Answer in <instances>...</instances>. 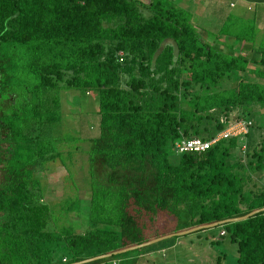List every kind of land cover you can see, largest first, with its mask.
<instances>
[{
	"label": "trees",
	"instance_id": "obj_1",
	"mask_svg": "<svg viewBox=\"0 0 264 264\" xmlns=\"http://www.w3.org/2000/svg\"><path fill=\"white\" fill-rule=\"evenodd\" d=\"M247 20L232 27L226 13L201 34L169 0H0V264H66L264 206L253 175L264 173V124L240 155L249 129L202 151L173 147L211 136L233 108L256 124L264 44ZM72 89L97 95V132L82 135V230L65 220L78 205L55 212L36 174L61 155L60 93ZM216 226L235 243L234 264H264V209Z\"/></svg>",
	"mask_w": 264,
	"mask_h": 264
},
{
	"label": "rangeland",
	"instance_id": "obj_2",
	"mask_svg": "<svg viewBox=\"0 0 264 264\" xmlns=\"http://www.w3.org/2000/svg\"><path fill=\"white\" fill-rule=\"evenodd\" d=\"M169 1L181 5V0H179L180 2L178 0ZM184 1H186V5H182V7H186L190 15V21L195 24L198 33L202 34V28L215 30L214 25L217 26L220 21L219 18H215L216 23L211 24L212 26H209L208 23H205L204 26L199 24L200 20L212 19L211 16L197 10V8H201V2H204V0ZM235 2L237 5L229 7L227 12L229 16L233 17L234 22H232L234 25L232 27L243 28L241 26L245 22L248 23L247 19L251 20L253 14L257 13L259 4L257 0H249V3H244V0H235ZM239 8L240 10H238ZM143 12L146 13V10H143ZM257 39L258 43L264 44V33L260 32ZM242 64L251 66L252 63L249 61L242 62ZM236 71L240 72V70ZM96 101L97 95L94 91L83 92L77 89L61 91V121L55 127V131L57 134L66 135L67 139H61L57 142V147L61 149L60 157L43 162L36 171L44 189L43 198L55 208V212L62 210L67 201H71V207L78 205L74 208L72 214L65 218L66 221L73 223L74 229L77 230L84 229L87 224L88 179L85 149L88 147L89 142L87 139H83L82 135H94L97 132ZM254 107L257 109L252 110L253 112H250V115L254 117L252 125L254 122L256 124L252 128L249 127V133L243 138L245 150L250 149L259 139L258 124H264V115L260 114L264 112V105L255 104ZM239 111V108H233L229 114L234 115ZM234 152L236 155H240L242 150L238 147L234 148ZM253 175L257 183L264 184V173L255 172ZM163 238L160 241L157 240L158 242L153 241L148 245H140L125 252L122 251L123 253L119 252L117 257L125 258L124 254L145 252L147 255L145 254L146 259L142 260V264H216L215 258L220 255L221 264L235 263V243L230 241L228 234L219 235L217 226ZM189 239L191 240L189 241ZM198 240L200 241L198 242ZM170 242H174L175 245L170 246ZM201 242L209 245L203 249ZM118 264H121V262Z\"/></svg>",
	"mask_w": 264,
	"mask_h": 264
},
{
	"label": "crops",
	"instance_id": "obj_3",
	"mask_svg": "<svg viewBox=\"0 0 264 264\" xmlns=\"http://www.w3.org/2000/svg\"><path fill=\"white\" fill-rule=\"evenodd\" d=\"M248 1L249 0H244V3H249ZM257 1H258V4H259V6H258L259 8L257 10V13L253 14V16L255 18V21H254L255 22V26L257 27L256 31H255V34H254V35H256V37H257L258 34H260V32L264 33V28H263L264 27V0H257ZM230 2L233 3L232 6H229ZM180 4L181 5H179V6L182 7V5H186V1L181 0ZM236 5H237V3L235 2V0H204V2L202 1L201 5H200L201 8L200 9L197 8V10L200 11V12L202 11V12L206 13L207 16H211L212 19H209L207 21L200 20L201 22L199 24L204 26L205 23H208V24H210L209 26H212L211 24L216 23L215 18H217V19L219 18L220 21L217 24V26H218L221 23L223 16L226 13H228L227 12L228 8L236 6ZM183 8L186 9V7H183ZM238 10H240V8ZM256 32H257V34H256ZM218 39L220 41L224 40L225 42H228L229 41V36L218 35ZM167 237H169V236H167ZM197 239H199V238H197ZM190 240L191 239H189V241ZM155 241H157V240H155ZM199 241L200 240H198V242ZM151 243H153V242H151ZM151 243L143 244V246L151 244ZM201 243L203 244V249H204L205 246L209 245V244H205L204 242H201ZM169 245L173 246V245H175V243L174 242L173 243H169ZM145 254L147 255V253H145V252H137L136 254H124L125 258H118V257L109 258V259H105V260H99V261H96V262H92L90 264H106V263L118 264L120 262H121V264H142V260L146 259L145 258L146 255ZM87 261H90V260L77 261V262H74V263H70L69 262L68 264H83L84 262H87Z\"/></svg>",
	"mask_w": 264,
	"mask_h": 264
},
{
	"label": "built area",
	"instance_id": "obj_4",
	"mask_svg": "<svg viewBox=\"0 0 264 264\" xmlns=\"http://www.w3.org/2000/svg\"><path fill=\"white\" fill-rule=\"evenodd\" d=\"M230 5L233 3L230 2ZM122 59L121 51H118V60ZM220 114L218 120L224 122V126L207 138L200 136H180L173 141V147L176 152L183 151H202L217 141L219 138L227 136H238L243 138L247 133L251 120L242 116H235L233 114ZM241 150H244V142L241 144ZM222 233V230L219 232Z\"/></svg>",
	"mask_w": 264,
	"mask_h": 264
},
{
	"label": "water",
	"instance_id": "obj_5",
	"mask_svg": "<svg viewBox=\"0 0 264 264\" xmlns=\"http://www.w3.org/2000/svg\"><path fill=\"white\" fill-rule=\"evenodd\" d=\"M163 44H164L163 42H161L159 44L156 52H158L160 50V48L163 46ZM261 209H264V206L258 207V208H254V209L249 210V211H247V212H245L243 214H240V215H235V216H231V217H225V218L218 219V220H215V221H210V222H206V223H200V224L191 225V226L186 227V228L178 229V230H175V231H171V232H168V233H164V234L149 238V239L141 241L139 243L131 244V245H128V246H125V247H121V248H118V249H115V250H112V251H109V252L99 253V254H96V255L85 257V258L79 259L77 261L92 260V259H96V258L105 257V256H108L110 254L119 253V252H122V251H125V250H128V249H132V248L138 247V246L143 245V244L151 243V242H153L155 240L162 239L163 237H167V236H171V235H179V234L187 233V232L194 231V230H197V229H200V228L212 227V226H215V225H218V224H222V223H225V222L243 219V218H246V217L252 215L253 213H255V212H257V211H259ZM77 261H72L70 263H74V262H77ZM66 264H68V263H66Z\"/></svg>",
	"mask_w": 264,
	"mask_h": 264
}]
</instances>
